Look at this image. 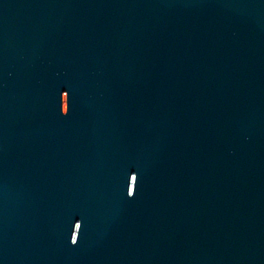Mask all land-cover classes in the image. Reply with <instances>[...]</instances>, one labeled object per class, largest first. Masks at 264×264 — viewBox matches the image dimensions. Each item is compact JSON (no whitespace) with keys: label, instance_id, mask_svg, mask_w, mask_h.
<instances>
[{"label":"water","instance_id":"95a60500","mask_svg":"<svg viewBox=\"0 0 264 264\" xmlns=\"http://www.w3.org/2000/svg\"><path fill=\"white\" fill-rule=\"evenodd\" d=\"M0 264H264V0H0Z\"/></svg>","mask_w":264,"mask_h":264}]
</instances>
